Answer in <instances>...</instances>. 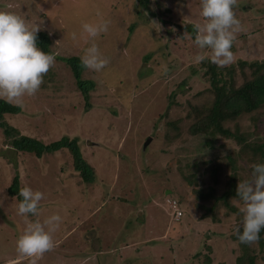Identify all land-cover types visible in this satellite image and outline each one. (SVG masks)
Returning a JSON list of instances; mask_svg holds the SVG:
<instances>
[{
    "label": "rangeland",
    "instance_id": "1",
    "mask_svg": "<svg viewBox=\"0 0 264 264\" xmlns=\"http://www.w3.org/2000/svg\"><path fill=\"white\" fill-rule=\"evenodd\" d=\"M0 11L38 24L55 55L40 88L4 119L43 143L77 137L95 171L85 182L67 148L36 157L6 143L0 128V264L32 259L16 251L26 227L17 197L7 192L16 173L22 187L44 194L29 222L62 218L50 233L54 247L36 264H236L240 249L228 238L241 222L242 202L229 195L232 210L214 198L203 206L197 194L208 187L219 197L229 184L236 189L250 179L251 165L263 162L249 147L264 148V105L223 121L240 143L190 131L213 97L211 50L197 48L185 27L206 22L200 0H149L145 7L138 0H0ZM97 12L110 22L108 30L88 38L81 25L97 22ZM233 12L240 31L231 64L264 58V0H236ZM93 41L109 62L99 72L83 69L81 78L94 83L85 108L67 59L81 61ZM197 55L205 59L197 63ZM251 75L235 66L234 83ZM174 206L182 212L178 220ZM253 246L256 264H264V243Z\"/></svg>",
    "mask_w": 264,
    "mask_h": 264
},
{
    "label": "clouds",
    "instance_id": "2",
    "mask_svg": "<svg viewBox=\"0 0 264 264\" xmlns=\"http://www.w3.org/2000/svg\"><path fill=\"white\" fill-rule=\"evenodd\" d=\"M235 3L236 0H200V16L206 22L193 25V43L199 49H210L208 59L221 68L232 63V43L235 33L240 31V21L233 12ZM97 16L101 17L97 22L81 25L88 38H96L108 30L110 22L103 19L99 12ZM39 30L36 23L29 27L21 16L0 11V99L22 106V97L35 94L43 83L44 74L55 62L54 54L37 47L36 34ZM70 37L76 41L77 33L71 32ZM204 59L202 55L195 57L197 63ZM108 62L94 41L83 50L81 64L87 69L99 72ZM162 71L167 72L166 65ZM18 195L21 199L16 211L25 218L26 227L16 240V251L32 258L30 264H36L38 258L54 247L50 233L60 226L62 218L53 214L43 224L29 222L27 216L38 214V204L44 194L25 186L19 189ZM235 195L243 206L239 209L241 222L233 229V234L240 244L248 245L255 242L261 229H264V162L251 165L250 179L238 182ZM177 210L174 206V218L182 214L179 210L181 214L176 215Z\"/></svg>",
    "mask_w": 264,
    "mask_h": 264
},
{
    "label": "trees",
    "instance_id": "3",
    "mask_svg": "<svg viewBox=\"0 0 264 264\" xmlns=\"http://www.w3.org/2000/svg\"><path fill=\"white\" fill-rule=\"evenodd\" d=\"M148 2L149 0H138V3L144 7L148 5ZM193 25L194 24L189 23L185 25L192 35H194ZM36 35V45L42 51L50 53L48 48L50 40L47 35L42 32H37ZM67 62L73 71L77 86L86 100L85 108H89L88 90L93 87L94 83L90 80H83L81 78L82 71L85 67L82 66L79 59L72 57L67 59ZM235 66H237L240 71H243L245 67H248L251 70V77H245L241 84L236 85L233 77ZM207 75L208 81L211 85V91L213 92V97L203 108L198 119L190 125L189 129L192 133L200 131L199 133L203 134H221L225 137L234 138L240 143L242 139L237 137L229 129L223 127L222 123L226 119H233L241 113L250 112L264 105V58L251 61L241 60L236 64H231L223 68L218 67L217 65H211L208 68ZM20 110L21 108L19 106L0 99V128L4 134L6 143L10 144L18 151L30 152L36 157H41L44 153L55 152L60 148H67L72 156L73 167L79 172L83 180L85 182H90L94 179V168L83 157L77 137L69 138L68 136H63L49 143H43L35 137L21 134L17 128L8 124L4 119L5 114H16L20 112ZM249 150H251L250 152L253 153V156L259 155L262 157L264 162L263 145L249 147ZM233 181L234 178L232 176L229 182ZM21 188L23 187L19 184V175L16 173L12 178L11 184L7 188V192L9 195L17 197L19 201L21 197H19L18 191ZM198 191L199 193L197 196L204 201L203 206H205V203L209 198H214L215 201L221 200L223 205L230 209L232 206L228 202V197L229 195L236 196L234 184H229L219 197L215 196L216 194L213 190L208 187L206 189H199ZM213 194L215 195L213 196ZM206 209H210L211 212L214 211L212 207ZM29 215L31 216L32 214ZM180 216H182V214ZM180 216L175 217L174 219L178 220ZM213 221L218 222L215 218ZM263 230L264 229H261L259 238L256 240L260 248L264 243V237L262 235ZM228 239L235 241L238 249H240L239 255L235 257L236 264H256L257 252L253 246L254 242L248 245L240 244L234 234H231V237ZM228 247L231 248L230 241ZM206 260H208V258Z\"/></svg>",
    "mask_w": 264,
    "mask_h": 264
},
{
    "label": "water",
    "instance_id": "4",
    "mask_svg": "<svg viewBox=\"0 0 264 264\" xmlns=\"http://www.w3.org/2000/svg\"><path fill=\"white\" fill-rule=\"evenodd\" d=\"M150 141V137H147V139L144 142L143 148L147 145V143Z\"/></svg>",
    "mask_w": 264,
    "mask_h": 264
},
{
    "label": "built area",
    "instance_id": "5",
    "mask_svg": "<svg viewBox=\"0 0 264 264\" xmlns=\"http://www.w3.org/2000/svg\"><path fill=\"white\" fill-rule=\"evenodd\" d=\"M181 212L179 210L176 211V215H180Z\"/></svg>",
    "mask_w": 264,
    "mask_h": 264
},
{
    "label": "crops",
    "instance_id": "6",
    "mask_svg": "<svg viewBox=\"0 0 264 264\" xmlns=\"http://www.w3.org/2000/svg\"><path fill=\"white\" fill-rule=\"evenodd\" d=\"M72 232H73V230H72ZM80 236H84V234H82V235L80 234ZM85 236H86V235H85Z\"/></svg>",
    "mask_w": 264,
    "mask_h": 264
}]
</instances>
